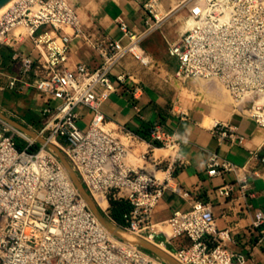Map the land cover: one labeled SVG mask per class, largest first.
I'll use <instances>...</instances> for the list:
<instances>
[{
    "label": "built area",
    "instance_id": "obj_1",
    "mask_svg": "<svg viewBox=\"0 0 264 264\" xmlns=\"http://www.w3.org/2000/svg\"><path fill=\"white\" fill-rule=\"evenodd\" d=\"M142 1L144 30L136 32L120 20L118 37L87 34L72 0H14L1 14L0 46L15 49L12 59L20 65L17 75L6 77L2 89L24 93L32 88L44 98L41 126L27 127L45 143H38L0 115V264H51L50 252L57 257L55 264H166L105 231L48 144L66 157L98 206L97 197L108 206L110 200L132 206L122 228L164 247L181 264L248 263L247 254L232 252L223 243L229 237L216 230L209 204L197 202L187 211H176L163 223L166 229L155 227L151 215L168 187L174 161L164 169L169 174L166 180L131 169L125 163V147L106 129L104 105L118 91H125L133 108L141 111L144 89L119 70L120 63L131 57L143 67L155 65L142 42L164 22L161 15L165 0ZM203 2L196 0L194 7H189L192 25L169 44L168 52L177 60L172 77L181 81L218 80L236 101L251 103V118L264 130L263 92L255 86L251 70L246 72L242 65L259 58L255 41L244 33V38H238V33L229 32L255 28L256 24L241 23L235 15L221 21L214 13L229 10L223 4L208 3L204 9L200 5ZM72 36L89 42L100 56L98 67L86 63L69 66ZM211 133L231 144L244 139L235 126L225 122L215 123ZM150 138L165 149L181 144L163 124L151 128ZM18 141L26 147L20 149ZM35 144L40 145L38 151L30 152ZM252 156L261 168L255 175L264 179V147ZM207 166L211 177L232 172L242 188L249 185L246 175H238L241 168L218 153L210 155ZM231 192L232 188L226 187L220 194L228 198ZM101 210L116 223L109 210ZM254 225H264L262 214L257 215ZM161 234L165 238L157 242ZM51 240L57 241V249L50 250ZM173 240H186L188 245L176 247L171 244Z\"/></svg>",
    "mask_w": 264,
    "mask_h": 264
},
{
    "label": "crops",
    "instance_id": "obj_2",
    "mask_svg": "<svg viewBox=\"0 0 264 264\" xmlns=\"http://www.w3.org/2000/svg\"><path fill=\"white\" fill-rule=\"evenodd\" d=\"M72 1L87 34L118 37L120 20L127 22L136 32L145 28L142 0ZM165 1L169 4L176 2ZM187 29L185 22L180 30ZM175 32L177 29L168 25L161 31L164 40L158 33H152L143 40L142 47L152 58L157 51L167 52L166 58L163 55L161 60H156L160 63L157 66L143 67L131 57L120 63L119 70L139 82L144 89L139 102L141 111L138 113L133 108L132 99L125 91H118L104 105L106 129L125 147V163L131 169L166 180L169 174L164 169L174 161L168 187L151 215L155 227L166 229L163 223L176 211H187L197 202L209 204L215 217L216 230L229 237L223 241L228 249L247 254V264H264V225L260 228L254 225L258 214L264 216V179L255 175L261 168L252 156V153L264 147V130L258 128L251 118V103L236 101L218 80L181 81L172 77L177 60L170 56L168 48L178 39ZM160 41L162 47H158ZM24 46L27 49L30 47L28 43ZM14 52L15 49L0 46V115L16 127L37 128L42 123L44 98L32 88L24 93L2 89L6 85V77L19 72V63L12 59ZM100 62V56L85 38L72 36L70 67L86 63L96 68ZM82 112L87 114L86 110ZM159 113L166 116L162 123L180 140L179 147H155L133 132L140 127L139 119L158 122ZM217 122L235 126L244 136L242 143L231 144L215 138L211 131ZM80 125L84 127L85 123L81 122ZM212 153H218L240 167L238 175H246L249 185L242 188L238 177L232 172L220 177L209 176L207 163ZM179 155L181 160L178 159ZM226 187L232 188L228 198L220 194L221 189ZM159 237L165 238L162 234ZM260 238H263L262 242H259ZM180 241L173 240L171 244L177 245Z\"/></svg>",
    "mask_w": 264,
    "mask_h": 264
},
{
    "label": "rangeland",
    "instance_id": "obj_3",
    "mask_svg": "<svg viewBox=\"0 0 264 264\" xmlns=\"http://www.w3.org/2000/svg\"><path fill=\"white\" fill-rule=\"evenodd\" d=\"M203 1L204 2L200 5H202L204 7V9L207 8L208 5H215L216 4L217 6H222V4H223L227 8V10H229L228 12H225L224 14H222V12H220V11H216L214 13L215 15H213V16H215L216 18H219L221 21H225V19H228L231 15L232 16L235 15L237 20L241 21V23L252 21L256 24L255 28L250 29L248 27H244L241 30L240 29H237V30L230 29L229 32L238 33V38L239 37L244 38L243 36H241V33H244L246 37L251 36L254 39L255 49H256V52H257L259 58L256 61H253L251 63H249V62L242 63V65L244 66V69L246 70V72H249L251 70L252 80H253L255 86L259 90H262L263 94H261V97H264V0H203ZM195 2H196V0H176V2L173 3L174 4L173 5V4H169L166 1H164L163 5H162L163 13L161 15V18H164V22L162 23L160 28L158 30H156L154 33H158V35H161L162 39L164 40V38L161 34V31L166 26L171 25L172 27H175L177 29V32H175V34L179 38L183 33L188 31V29L184 30V31L180 30V27L184 26V23L190 19L189 7H194ZM207 3H208V5H207ZM224 6H222V7H224ZM178 29H179V31H178ZM43 30H44V28H42L39 31V33H42ZM162 46H163V44L160 41L158 47H162ZM166 53L167 52H165V53L159 52L158 53V51H157V53L155 54V57H153L154 58L153 60L155 61L156 66L158 64H160L156 60H161V58H163V55H164V58H166L165 57ZM170 66H172V65L170 64ZM26 129L29 132L34 133L28 127H26ZM57 159L59 160L58 157H57ZM97 207H99V206L97 205ZM99 210H100V208H99ZM108 210H109V206H108L106 211H108ZM101 212H102V210H101ZM98 222L112 238H114L118 241L125 242L123 240H120V239L112 236L99 220H98ZM130 234L135 236V237L142 238V237H139L133 233H130ZM148 242H150V241H148ZM125 243L130 244L134 247H137L141 250H144L143 248H141L137 245H133V244L128 243V242H125ZM150 243L156 245L155 243H152V242H150ZM174 245L176 247L187 246L188 242L186 240H181L180 242L177 243V245L176 244H174ZM49 246H50L49 247L50 250L57 249V241L51 240L49 243ZM158 247H161V246L158 245ZM161 248L164 249V247H161ZM147 253L154 256L150 252H147ZM49 256H50V263L51 264L57 263V257H53L52 252H50Z\"/></svg>",
    "mask_w": 264,
    "mask_h": 264
},
{
    "label": "water",
    "instance_id": "obj_4",
    "mask_svg": "<svg viewBox=\"0 0 264 264\" xmlns=\"http://www.w3.org/2000/svg\"><path fill=\"white\" fill-rule=\"evenodd\" d=\"M10 1L12 0H0V10L4 8ZM20 130L23 132L27 133L31 137L37 140L38 143L44 144L45 142L41 139H39L36 134L29 132L26 128L19 127ZM59 158V160L62 162L64 165L67 173L69 174L72 182L74 183L75 187L79 191L80 195L84 198V200L87 202L88 206L90 209L94 212L98 220L102 223V225L109 231V233L125 242L131 243L133 245H137L141 248H143L145 251L150 252L153 254L155 257L160 259L166 264H181L178 262L175 258H173L168 252L163 250L162 248H159L158 246L151 244L150 242L142 239L135 237L131 235L128 231H126L124 228H122L120 225L117 223H114L113 221L109 220L102 212L101 208L97 207V204L94 202V200L90 197L88 192L86 191L85 187L83 186L82 182L78 178L77 174L74 172L72 169L70 163L67 161L65 156L53 145L48 144L47 145ZM100 208V210H99ZM125 234L124 236L121 235Z\"/></svg>",
    "mask_w": 264,
    "mask_h": 264
},
{
    "label": "trees",
    "instance_id": "obj_5",
    "mask_svg": "<svg viewBox=\"0 0 264 264\" xmlns=\"http://www.w3.org/2000/svg\"><path fill=\"white\" fill-rule=\"evenodd\" d=\"M158 122L152 120V121H148L145 122L143 120H138L139 123V128L135 129L133 132L139 136L140 138H142L143 140L151 143L153 146L155 147H161V145L157 142H152L151 138H150V130L151 128L156 125V124H163L162 122L165 121L166 116L159 113L157 116ZM18 147L20 149H23L26 147V143L22 142V141H18ZM40 145L39 144H35L33 146H31L29 148L30 152H36L38 151ZM132 209V206L126 202V201H114V200H110V206H109V214L110 217L118 224L121 226H125V220H124V216L126 213H128L130 210ZM162 237H158L157 238V242L162 241Z\"/></svg>",
    "mask_w": 264,
    "mask_h": 264
},
{
    "label": "bare ground",
    "instance_id": "obj_6",
    "mask_svg": "<svg viewBox=\"0 0 264 264\" xmlns=\"http://www.w3.org/2000/svg\"><path fill=\"white\" fill-rule=\"evenodd\" d=\"M13 1L14 0H12V1H10L4 8H2L1 10H0V16H1V14L7 9V7H9V5L11 4V3H13ZM174 5V4H173ZM190 25H192V22L191 21H189V20H187L186 21V27H190ZM186 29V28H185ZM207 94V93H206ZM211 95V94H210ZM212 96V95H211ZM223 96V95H222ZM226 98V97H225ZM223 100H224V98H222ZM227 101V100H226ZM222 102V101H221ZM207 124H209V123H207ZM130 139V138H129ZM134 140V139H133ZM97 201H98V203H99V206L102 208V209H107V207H108V203L105 201V200H103V199H101L100 197H97ZM163 230V229H162ZM121 235L122 236H124L125 234H122L121 233ZM159 248H161V247H159ZM163 249V248H162ZM164 250V249H163Z\"/></svg>",
    "mask_w": 264,
    "mask_h": 264
}]
</instances>
